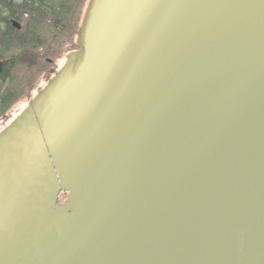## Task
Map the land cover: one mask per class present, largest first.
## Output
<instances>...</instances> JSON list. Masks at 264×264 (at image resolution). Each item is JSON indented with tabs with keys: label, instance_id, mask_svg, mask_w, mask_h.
<instances>
[{
	"label": "water",
	"instance_id": "obj_1",
	"mask_svg": "<svg viewBox=\"0 0 264 264\" xmlns=\"http://www.w3.org/2000/svg\"><path fill=\"white\" fill-rule=\"evenodd\" d=\"M78 35L0 132V264H264V0H91Z\"/></svg>",
	"mask_w": 264,
	"mask_h": 264
},
{
	"label": "trees",
	"instance_id": "obj_2",
	"mask_svg": "<svg viewBox=\"0 0 264 264\" xmlns=\"http://www.w3.org/2000/svg\"><path fill=\"white\" fill-rule=\"evenodd\" d=\"M38 2L39 0H0V59L6 60L1 73V80H4V82L13 84L8 68L11 62L14 61L12 55L18 53V50H15L16 48L24 49L22 53L27 55L23 57V64H29L32 61L33 65L35 59L30 58L31 55L37 57L38 54L40 59L45 62L47 57L54 58L58 53L64 51L58 46H62L70 38L71 47L69 50L79 47L75 38L76 30L82 21L84 8L88 0H69L67 2L64 0H50L47 3L48 11L43 12L41 10L42 13L36 15L33 21L27 24L22 23L18 15L28 9H33ZM51 9L59 14L49 15L48 12ZM9 15L14 16L21 22L20 30L11 27L10 21L7 20ZM49 33L54 35V41L48 37ZM38 45L42 49L40 53L35 51ZM14 68H12V71ZM22 68L24 67L22 66ZM25 82L26 80L23 81V84ZM6 89L0 87V116L10 110L8 108L14 101L12 98L7 97V94L10 95L13 90L8 92ZM62 196H64V192L60 193L59 201L64 199H62Z\"/></svg>",
	"mask_w": 264,
	"mask_h": 264
},
{
	"label": "rangeland",
	"instance_id": "obj_3",
	"mask_svg": "<svg viewBox=\"0 0 264 264\" xmlns=\"http://www.w3.org/2000/svg\"><path fill=\"white\" fill-rule=\"evenodd\" d=\"M8 21H10V24H11V22L13 20H8ZM11 27H14L15 29L17 28L15 26H13L12 24H11ZM20 29H16V30H20ZM53 36L54 35L51 33H49V35H48V37L52 41H54ZM70 40H71V38L68 39V41L66 40L62 44V46H58L64 51H61V53H58L53 58V62H51V63H47L46 61H45L46 62L45 63L44 61H42L40 59V56L37 54V57L33 56V55L30 56V58L35 59L33 62L34 63L33 65H32V61L29 64H23V62H22L23 57L27 56L26 54L22 53L24 49H21V50L18 48L15 49V50H18V53H16V55H12V58L14 61L11 62V65L8 68V70H9L8 72L10 73L9 75L11 77V82L13 84H10L6 81L4 82V80L0 79V87H2L3 89L8 88V89H6L8 92L13 90V93H11L10 95L7 94V97L9 99L12 98L14 101H17L15 103V106L13 105L14 107L5 116H8L9 114L14 113L16 110H18V109L22 108L24 105H26L28 103L26 100L29 99L39 89H41L45 85V83L49 80V77L53 76V73H51V72L53 70L57 71L60 67H62V65L65 61V57L67 56L66 54L70 51L69 50L71 47V41ZM33 47L35 48L36 46H33ZM35 51L40 53L42 51L41 46L38 45L36 47ZM13 62H14V64H12ZM22 66L24 68H22ZM13 67H15V68L12 71ZM24 80H26V82L23 84ZM29 86H31V88H33V91H31V92L27 91V88ZM6 90H4V91H6ZM63 198H64V196H62V199Z\"/></svg>",
	"mask_w": 264,
	"mask_h": 264
},
{
	"label": "bare ground",
	"instance_id": "obj_4",
	"mask_svg": "<svg viewBox=\"0 0 264 264\" xmlns=\"http://www.w3.org/2000/svg\"><path fill=\"white\" fill-rule=\"evenodd\" d=\"M51 1H53V0H51ZM64 1L67 2L69 0H64ZM49 2H50V0H47V1L39 0V2L36 4V6L33 9H28V10L22 12L21 15H18L19 19L24 24H27L30 21H33L34 17L36 15L42 13V12H40L41 10H43V12L48 11V9H47L48 4L47 3H49ZM48 14L51 16H54V15H58L59 13L57 11L51 9V10H49ZM7 20H13V21L21 24V22L17 18H15L14 16H11V15L7 16ZM67 56L65 57V61H67ZM61 192H62V190L59 192V195Z\"/></svg>",
	"mask_w": 264,
	"mask_h": 264
}]
</instances>
